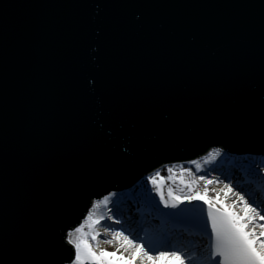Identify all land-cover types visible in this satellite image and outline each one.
<instances>
[{"label":"water","instance_id":"water-1","mask_svg":"<svg viewBox=\"0 0 264 264\" xmlns=\"http://www.w3.org/2000/svg\"><path fill=\"white\" fill-rule=\"evenodd\" d=\"M97 2L0 0L6 264L53 250L59 264L91 197L156 162L264 154L261 0ZM162 112L170 127H149Z\"/></svg>","mask_w":264,"mask_h":264},{"label":"snow or ice","instance_id":"snow-or-ice-1","mask_svg":"<svg viewBox=\"0 0 264 264\" xmlns=\"http://www.w3.org/2000/svg\"><path fill=\"white\" fill-rule=\"evenodd\" d=\"M81 6L86 7L88 5L82 3ZM152 6L154 5L151 0H103V2L94 4L98 10L97 14H99L100 9L108 7L137 9ZM261 7L264 8V0H261ZM134 19L141 25L146 23L140 13H136ZM260 90L261 101L264 103V71L261 74ZM153 125L162 130L170 127L168 114L166 112L160 113L157 120L150 121L148 124L149 127ZM141 138L158 142V137L155 135L148 137L141 133ZM154 147L155 145L146 144L143 151L148 153ZM215 155L219 156L220 152L215 151ZM197 169H199V165H197ZM2 171L3 137L0 133V188H2ZM167 171L171 173L173 169L169 167ZM159 175L157 172L156 176ZM161 179L163 180V178ZM198 179L203 181L205 186L213 183L212 180L203 175L199 176ZM149 180L160 197V203L165 208L177 209L176 212L164 213V215L174 220H187L197 223L208 237L206 246L190 249L188 253L175 247L154 250L123 232L113 231V239L118 241L119 248L117 251L109 252L90 243L89 235L94 241L98 233H86L81 227H77L74 232L69 229L62 237V243L66 246L68 255L60 259L59 264H264V214H262L264 208L258 210L257 207L245 200V197L239 192L233 193V188L228 184L224 185L225 198H227L228 193H233L237 197L238 204L235 202L232 204L224 203L219 195L216 196L215 200L209 199L207 187L204 188L203 192L196 188V179L188 182L181 179L180 182L188 188L187 194L181 195L169 189L167 197L153 177H149ZM145 197L147 200H152L147 192H145ZM194 200L203 201L208 206L207 220L202 224L196 221L195 216L185 215L190 213L191 209L180 208V205L185 201L191 203ZM152 202L154 203V201ZM237 207H239V211H236ZM115 222L120 223L119 220ZM92 223L96 224L98 221H92ZM209 225L211 227L210 233L207 231ZM75 233H79V235H75ZM106 243H111V241H106ZM161 243H168L167 238H164ZM121 248L127 255L120 254ZM8 251L9 244L3 226L2 201H0V264H6L5 257ZM11 264H57V258L55 250H53L51 261L47 257H42L40 259L16 260L12 261Z\"/></svg>","mask_w":264,"mask_h":264},{"label":"bare ground","instance_id":"bare-ground-1","mask_svg":"<svg viewBox=\"0 0 264 264\" xmlns=\"http://www.w3.org/2000/svg\"><path fill=\"white\" fill-rule=\"evenodd\" d=\"M217 150H219V152H223L224 149H221L220 147H212L209 148L207 153H205L204 155L195 157V159H190L188 161H176L175 163L162 162L161 164H159L160 162H156V164L150 167L151 169H147V171L143 172V174L141 176H138V178L133 179V181L128 185L110 188L105 192V194H101V196L99 197H91V199L87 203V206L85 207L87 209L86 212H84L83 216L79 218L78 223H74V225H72L70 229L74 232L77 227L84 226L86 218L89 215L93 214V212H98L96 202L100 201L101 199H106L109 205H102V207L100 206L99 208L101 209V211L102 209L107 210V208L111 212L113 210L114 212H112V216H114L115 220L120 221V223H118L117 225L110 226L111 223H109L110 225L108 224V226L103 222L105 216L104 213L102 214V212H100L101 214L98 224L100 223V227H103V229L105 230L107 229L109 233L110 230H112V227H114V230L116 229L115 231L123 232L130 238H133L137 242L143 243L146 246L153 248L154 250H162L164 248L175 247L182 249L185 252L196 247H203V240L205 238L202 240L201 237H198L196 238V241L195 239H192L190 237L180 238V231L176 233L171 232L170 230H166L167 226H170V223L165 220L164 216L158 214L157 211L156 213L153 212V209L151 210V212H146L145 210L147 208H144L141 202L146 200L145 192H147L149 196L151 195L152 198L158 199V195L155 191L154 185L149 180V177H153L156 180L157 184L160 185L164 195L168 194L169 189H172L174 193L183 195L187 194L188 188L180 181L181 179H183L184 181L188 182L195 179L193 176L195 175V173L192 169V167H195V165L196 167L197 165H199L200 171L205 175L206 173L208 174L211 172L217 174L218 171L216 170V167L213 169L211 167L212 165L210 164L209 166L208 163V161L212 159H214L213 161L218 162V158L222 157L221 153L219 156L215 155V151ZM225 153H227L228 157L229 155L235 157L239 154V158H237L236 156V158L233 159L234 162L236 161L235 164H237V166H235L233 163L230 164L229 161H231L232 157L225 158V163L222 161L219 162V164L223 165V167L220 168L218 172L219 174L217 175L226 182L228 181L233 184L234 193L239 192L240 195H243L245 197V200H247L250 204H252V201L254 200V206L257 207L258 210L261 209L260 206L263 205L264 202H262L259 196H257L259 195V189L255 186L256 183L260 184V182H258L257 178L252 176V174H250V172L248 171L250 169H253L256 172L263 169L264 155L261 153H230L226 151ZM239 162H241L242 164L247 163L244 165L242 173H238ZM245 166H248L249 170ZM169 167L173 169L171 173L167 171ZM157 172H159V176H156ZM161 178H163V180ZM236 183L237 185L235 186L234 184ZM196 188L203 192L205 187H199V183H196ZM252 193H255L253 195L254 197L252 196ZM208 197L209 199L215 200V198H213L212 196ZM235 198L237 197L235 196ZM249 198H252V201H249ZM68 230L67 228L63 230V236ZM165 234L167 236L176 235L179 241L171 240V237H169L168 243H161L163 238L166 237ZM75 235L77 234L75 233Z\"/></svg>","mask_w":264,"mask_h":264},{"label":"rangeland","instance_id":"rangeland-1","mask_svg":"<svg viewBox=\"0 0 264 264\" xmlns=\"http://www.w3.org/2000/svg\"><path fill=\"white\" fill-rule=\"evenodd\" d=\"M193 176L197 180V183H199V187H202V188L203 186L207 187L208 194H209L208 196H212L213 198H216V196L219 195L222 201L228 202L227 204H232L234 202L238 204L237 198H235V195L233 194L234 189H233V193H228L227 198H225L224 193L226 190H224V185L228 184L233 188V184H231L230 182L228 181L226 182L225 180L221 179L220 176L211 172L208 174L206 173V175H203L207 179L213 181L212 184L205 186L204 182L198 179V177L201 176L200 174L195 173V175ZM96 204H97L98 212L96 211V212H93V214L89 215L84 222V226H81V228L86 233H98L96 240L94 241L91 239V235H89L88 237L90 243H92L94 246H97L99 249H103L109 252L117 251V249L119 248V243L118 241L114 240L112 236V232L115 231L116 229L114 230V227H112V230H110V233H109V231H106L105 229H103V227H100L101 226L100 223L99 224L92 223V221H99L100 214H101L100 212H102V214L104 213L105 215L104 220H103L104 224L108 225L109 223H111V225L109 224L110 226L117 225L118 223L115 222L117 220H115L114 216H112V212L114 211L112 210L111 212L109 211L108 208L107 210L102 209L101 211L99 207L100 206L102 207V205L105 206L108 204L106 199H101L100 201H97ZM236 211H239V207L236 208ZM76 234L79 235V233H76ZM106 241H111V243H106ZM120 254L127 255V253H125L122 248L120 249Z\"/></svg>","mask_w":264,"mask_h":264}]
</instances>
